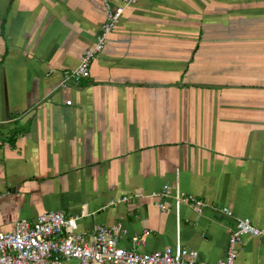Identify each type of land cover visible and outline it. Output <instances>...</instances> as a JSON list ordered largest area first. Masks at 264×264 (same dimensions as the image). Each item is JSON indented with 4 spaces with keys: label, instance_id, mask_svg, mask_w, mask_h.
Returning <instances> with one entry per match:
<instances>
[{
    "label": "crops",
    "instance_id": "obj_1",
    "mask_svg": "<svg viewBox=\"0 0 264 264\" xmlns=\"http://www.w3.org/2000/svg\"><path fill=\"white\" fill-rule=\"evenodd\" d=\"M102 2L0 0V232L62 211L86 235L118 226L127 249L148 231L137 253L220 261L236 218L264 229V0H141L89 78L63 85ZM164 186L208 207L182 204L178 226ZM236 263L264 264V238Z\"/></svg>",
    "mask_w": 264,
    "mask_h": 264
},
{
    "label": "built area",
    "instance_id": "obj_2",
    "mask_svg": "<svg viewBox=\"0 0 264 264\" xmlns=\"http://www.w3.org/2000/svg\"><path fill=\"white\" fill-rule=\"evenodd\" d=\"M139 1L103 0L104 21L95 42L80 57L78 66L64 74L63 85H78L89 78L92 62L105 49L108 37L123 11ZM159 197L171 198L178 226L182 204L190 206L197 214L208 207L205 201L182 194L177 186L174 189L164 186ZM130 199V196H124L111 204L126 203ZM159 208L164 212L165 203H159ZM223 212L232 215L227 208ZM77 221V218L68 217L62 211L45 212L32 221H17L11 232H0V264H66L71 260H76L78 264H237L238 246L243 238H264V229L256 227L247 218H236L224 259L203 262L195 250L184 248L178 243L161 251L137 253L134 249L144 244L148 231H144L142 237H132L131 248L127 249L118 245V240L125 234L118 226L98 225L90 235H86L77 231Z\"/></svg>",
    "mask_w": 264,
    "mask_h": 264
},
{
    "label": "rangeland",
    "instance_id": "obj_3",
    "mask_svg": "<svg viewBox=\"0 0 264 264\" xmlns=\"http://www.w3.org/2000/svg\"><path fill=\"white\" fill-rule=\"evenodd\" d=\"M66 264H78L76 260H71L70 262L66 263Z\"/></svg>",
    "mask_w": 264,
    "mask_h": 264
}]
</instances>
